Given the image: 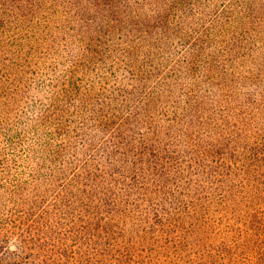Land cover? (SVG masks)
I'll return each instance as SVG.
<instances>
[{
  "label": "trees",
  "instance_id": "16d2710c",
  "mask_svg": "<svg viewBox=\"0 0 264 264\" xmlns=\"http://www.w3.org/2000/svg\"><path fill=\"white\" fill-rule=\"evenodd\" d=\"M0 264H264V0H0Z\"/></svg>",
  "mask_w": 264,
  "mask_h": 264
}]
</instances>
